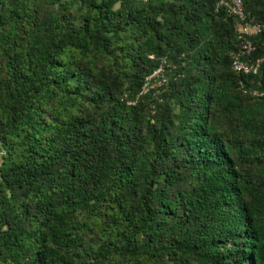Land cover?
<instances>
[{
    "label": "trees",
    "instance_id": "1",
    "mask_svg": "<svg viewBox=\"0 0 264 264\" xmlns=\"http://www.w3.org/2000/svg\"><path fill=\"white\" fill-rule=\"evenodd\" d=\"M217 2L0 0V264H264V0L254 75Z\"/></svg>",
    "mask_w": 264,
    "mask_h": 264
},
{
    "label": "built area",
    "instance_id": "2",
    "mask_svg": "<svg viewBox=\"0 0 264 264\" xmlns=\"http://www.w3.org/2000/svg\"><path fill=\"white\" fill-rule=\"evenodd\" d=\"M245 0H218L216 9H223L228 17L234 21V32L239 41V50L231 54V68L234 72L243 75L256 74L262 60L251 62L248 64L244 61V57L253 51L254 47L251 38L257 36L261 31V25L247 19L244 11ZM158 74L162 73V69L157 70ZM155 73V74H156Z\"/></svg>",
    "mask_w": 264,
    "mask_h": 264
},
{
    "label": "rangeland",
    "instance_id": "3",
    "mask_svg": "<svg viewBox=\"0 0 264 264\" xmlns=\"http://www.w3.org/2000/svg\"><path fill=\"white\" fill-rule=\"evenodd\" d=\"M159 83H156L155 85H158ZM0 153H1V149H0Z\"/></svg>",
    "mask_w": 264,
    "mask_h": 264
}]
</instances>
